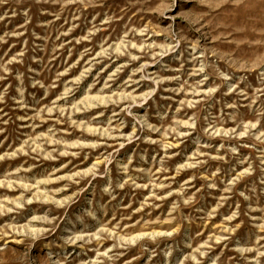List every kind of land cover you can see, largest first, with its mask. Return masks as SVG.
I'll return each instance as SVG.
<instances>
[{"label": "rangeland", "instance_id": "rangeland-1", "mask_svg": "<svg viewBox=\"0 0 264 264\" xmlns=\"http://www.w3.org/2000/svg\"><path fill=\"white\" fill-rule=\"evenodd\" d=\"M0 264H264V0H0Z\"/></svg>", "mask_w": 264, "mask_h": 264}]
</instances>
